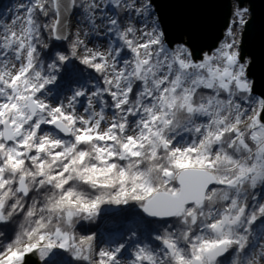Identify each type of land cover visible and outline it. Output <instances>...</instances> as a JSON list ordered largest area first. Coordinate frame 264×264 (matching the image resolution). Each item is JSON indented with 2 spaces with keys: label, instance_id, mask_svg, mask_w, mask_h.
I'll return each mask as SVG.
<instances>
[{
  "label": "snow or ice",
  "instance_id": "obj_1",
  "mask_svg": "<svg viewBox=\"0 0 264 264\" xmlns=\"http://www.w3.org/2000/svg\"><path fill=\"white\" fill-rule=\"evenodd\" d=\"M16 12L0 22V264H264V93L233 27L198 47L202 25L173 27L157 0Z\"/></svg>",
  "mask_w": 264,
  "mask_h": 264
},
{
  "label": "water",
  "instance_id": "obj_2",
  "mask_svg": "<svg viewBox=\"0 0 264 264\" xmlns=\"http://www.w3.org/2000/svg\"><path fill=\"white\" fill-rule=\"evenodd\" d=\"M237 4L249 6V15L242 26L240 39L244 55L252 57L248 70L254 83L252 94L264 93V0H235ZM162 6L165 19L175 27L178 23L202 25L199 44L211 45L222 35L229 16L230 0H157Z\"/></svg>",
  "mask_w": 264,
  "mask_h": 264
},
{
  "label": "rangeland",
  "instance_id": "obj_3",
  "mask_svg": "<svg viewBox=\"0 0 264 264\" xmlns=\"http://www.w3.org/2000/svg\"><path fill=\"white\" fill-rule=\"evenodd\" d=\"M22 3H27V0H5L3 4H1L0 6V22L10 24L12 18L17 14H20L16 12V7ZM74 27H75V21L72 20L70 23V28L74 30ZM232 27H233V32L236 34V37L239 40L238 34L240 27H238L237 23L235 25L233 24ZM252 96L257 100L260 98L259 96L254 94H252Z\"/></svg>",
  "mask_w": 264,
  "mask_h": 264
},
{
  "label": "built area",
  "instance_id": "obj_4",
  "mask_svg": "<svg viewBox=\"0 0 264 264\" xmlns=\"http://www.w3.org/2000/svg\"><path fill=\"white\" fill-rule=\"evenodd\" d=\"M230 1L232 2V9H231V12H229V16H228V18H227L226 25H225V27L222 29V35H221V37H223V34H224V32H225V29H227L230 25L233 26V24H234V25L236 24L235 21L237 20V17H235L234 12H235V10H236L238 4L236 3L235 0H230ZM240 6L249 9L248 4H246V3H243V4L240 5ZM248 15H249V11H248V13H246V14L244 15V20L247 19ZM242 26H243V25L238 24V27H240V28H239V34H238V38H239V40H240V34H241V31H242ZM245 57H246V56H245Z\"/></svg>",
  "mask_w": 264,
  "mask_h": 264
},
{
  "label": "bare ground",
  "instance_id": "obj_5",
  "mask_svg": "<svg viewBox=\"0 0 264 264\" xmlns=\"http://www.w3.org/2000/svg\"><path fill=\"white\" fill-rule=\"evenodd\" d=\"M231 9H232V2L230 1V9H229V12H231ZM71 23V21H70Z\"/></svg>",
  "mask_w": 264,
  "mask_h": 264
},
{
  "label": "trees",
  "instance_id": "obj_6",
  "mask_svg": "<svg viewBox=\"0 0 264 264\" xmlns=\"http://www.w3.org/2000/svg\"><path fill=\"white\" fill-rule=\"evenodd\" d=\"M4 1H5V0H0V6H1V4H3Z\"/></svg>",
  "mask_w": 264,
  "mask_h": 264
}]
</instances>
